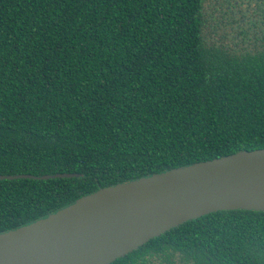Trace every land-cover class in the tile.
Wrapping results in <instances>:
<instances>
[{
  "label": "trees",
  "instance_id": "1",
  "mask_svg": "<svg viewBox=\"0 0 264 264\" xmlns=\"http://www.w3.org/2000/svg\"><path fill=\"white\" fill-rule=\"evenodd\" d=\"M202 0H0V232L82 195L264 147V53ZM110 264H264V211L185 221Z\"/></svg>",
  "mask_w": 264,
  "mask_h": 264
},
{
  "label": "water",
  "instance_id": "2",
  "mask_svg": "<svg viewBox=\"0 0 264 264\" xmlns=\"http://www.w3.org/2000/svg\"><path fill=\"white\" fill-rule=\"evenodd\" d=\"M79 176L15 173L0 179ZM235 209L264 211V147L100 187L0 232V264H110L185 221Z\"/></svg>",
  "mask_w": 264,
  "mask_h": 264
},
{
  "label": "flooded vegetation",
  "instance_id": "3",
  "mask_svg": "<svg viewBox=\"0 0 264 264\" xmlns=\"http://www.w3.org/2000/svg\"><path fill=\"white\" fill-rule=\"evenodd\" d=\"M204 22L235 53H264V0H202Z\"/></svg>",
  "mask_w": 264,
  "mask_h": 264
}]
</instances>
